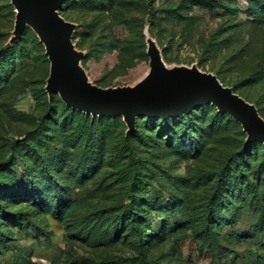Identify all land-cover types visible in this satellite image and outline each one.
Masks as SVG:
<instances>
[{"label": "rangeland", "instance_id": "1", "mask_svg": "<svg viewBox=\"0 0 264 264\" xmlns=\"http://www.w3.org/2000/svg\"><path fill=\"white\" fill-rule=\"evenodd\" d=\"M259 1L68 0L61 14L77 25L73 41L93 84L146 78L148 31L169 66L217 74L264 117V25L247 24L264 18ZM14 25L11 2L0 0V264H264L253 197L228 185L215 192L244 148L239 125L173 143L175 124L142 117L127 139L122 117H86L58 96L49 102L44 48L29 27L7 47ZM204 108L187 120L209 123L217 112ZM85 122L97 129L94 145L70 137ZM249 149L246 158L264 155L261 144Z\"/></svg>", "mask_w": 264, "mask_h": 264}, {"label": "water", "instance_id": "2", "mask_svg": "<svg viewBox=\"0 0 264 264\" xmlns=\"http://www.w3.org/2000/svg\"><path fill=\"white\" fill-rule=\"evenodd\" d=\"M66 0H10L15 25L9 43L21 39L31 28L45 48L50 63L46 93L94 118L122 117L127 134L136 130L138 117L167 120L183 118L194 110L212 105L238 122L247 135L246 144H264V118L257 107L224 86L214 73L198 67L169 66L157 41L145 32L149 74L132 87L102 88L91 82L82 67L85 53L73 38L77 25L61 14Z\"/></svg>", "mask_w": 264, "mask_h": 264}, {"label": "trees", "instance_id": "3", "mask_svg": "<svg viewBox=\"0 0 264 264\" xmlns=\"http://www.w3.org/2000/svg\"><path fill=\"white\" fill-rule=\"evenodd\" d=\"M68 1V0H66ZM65 1V2H66ZM10 2V0H9ZM64 2V3H65ZM12 6V4H11ZM64 6V4H63ZM62 6V8H63ZM255 6L258 7V11L260 10V12H263L264 11V2L263 1H259L257 2V5L255 4ZM13 10H14V7L12 6ZM62 8L60 9V14H61V10ZM256 7L253 6V10L254 12H256ZM15 13V12H14ZM257 15V14H256ZM62 16V14H61ZM63 17V16H62ZM256 20L254 19V21L251 23H247L249 25H258L260 26V24L264 25V18L263 16L260 17V16H256ZM64 18V17H63ZM65 20H67L66 18H64ZM68 21V20H67ZM70 22V21H69ZM75 24V23H74ZM14 31V30H13ZM26 31V30H25ZM24 31V32H25ZM34 32V31H33ZM13 33V32H12ZM24 34V33H23ZM35 34V32H34ZM36 36V34H35ZM12 35L10 36L9 40L11 39ZM37 37V36H36ZM152 37V35H151ZM23 38V35L21 37L20 40L18 41H15V42H12V43H9L7 45V47H10V46H13L15 44H20L21 43V40ZM153 38V37H152ZM37 39L39 40V38L37 37ZM146 39V38H145ZM156 40V39H155ZM7 41V42H8ZM157 41V40H156ZM40 42V40H39ZM41 43V42H40ZM158 43V42H157ZM42 44V43H41ZM75 44V43H74ZM159 45V44H158ZM43 46V44H42ZM77 47V45H76ZM160 47V46H159ZM44 48V46H43ZM78 49V47H77ZM2 50V49H1ZM79 50V49H78ZM44 51H45V48H44ZM48 59V58H47ZM215 74V73H214ZM219 80L221 81L220 77L215 74ZM49 78V75L48 77L46 78L45 80V87H46V82ZM222 82V81H221ZM223 83V82H222ZM224 84V83H223ZM224 86H226L224 84ZM232 88V87H231ZM234 91L236 92V89L233 88ZM44 91L46 93V90L44 88ZM237 93V92H236ZM47 94V93H46ZM238 94V93H237ZM48 96V95H47ZM58 96V95H53V97L49 99V102H52L53 99ZM59 97V96H58ZM244 98V97H243ZM60 99V97H59ZM245 99V98H244ZM61 100V99H60ZM247 100V99H245ZM248 101V100H247ZM61 102L63 103V101L61 100ZM249 102V101H248ZM251 103V102H250ZM64 104V103H63ZM253 104V103H252ZM65 105V104H64ZM258 111H259V114L261 115L260 113V110H259V107L254 104ZM66 106V105H65ZM68 109L74 111V112H77V113H80V114H83L85 115L86 117H92L90 115H87L85 113H82V112H79L77 110H74L72 108H69L68 106H66ZM205 107V108H204ZM208 107H213L217 113L213 114L211 116V121L207 124H202L201 122H197V121H189L187 120V117L189 119V116H191L193 113H195L197 110L199 109H206ZM262 116V115H261ZM263 117V116H262ZM93 118V117H92ZM118 118H121V117H118ZM139 118H142V117H138L137 118V123H136V130L130 134H127V131H128V128L126 126V138L128 139L130 136L134 135L137 131V124H138V119ZM144 118H147V117H144ZM264 118V117H263ZM94 119H109L107 117L105 118H100V117H96ZM148 120H152V121H163L165 123H168L169 126H171V124H175V125H172L173 126V129H172V133L173 135L169 136V138L172 139L173 143L175 142V140L177 139L178 142H182L186 135H189L191 134L192 132H198V133H201L204 132V133H207L208 131H211L214 130V128H219L221 130V132H226V131H232L234 132V128L236 126L240 127L243 131V128L242 126L236 122L232 117H230L229 115L227 114H222L220 113L214 106L212 105H205V106H202L196 110H194L193 112H191L189 115H185L183 118H169L167 120H162V119H150V118H147ZM180 120H184V123L180 122ZM172 121V122H171ZM177 122H180L182 123L180 126H178V124H176ZM82 126L86 127V129H76L73 131L72 135L70 136L71 138H73L74 140H76L77 143H82V145L84 143H87L88 145L90 144H93L94 145V142L97 141V138L95 137V132L97 131V129L95 127H92V126H95L94 124L90 123L89 122H85L82 124ZM177 126V127H175ZM175 127V128H174ZM237 127V128H238ZM236 133V131H235ZM243 133L245 134V132L243 131ZM246 139H247V135L245 134V140H244V148L241 147V150L239 151V156H236V155H233L232 157H230L231 159L229 160V162L222 168V170L220 171L221 173L225 172L224 173V177L220 180V182L218 183V185L216 186L215 188V192H222L225 190L226 186L228 185V187L231 189L232 192L234 193H237V192H240L241 195H243L244 198H251L253 197V201L256 203V206L258 208V212H259V215L261 217V219L263 220L264 218V165L262 164L263 161H264V155L263 156H259L257 154H252V156L250 158H246V155L251 153L250 152V149L249 147H253V145L255 144H261L264 146V144L262 143H259V142H255V143H252V144H246ZM88 142H87V141ZM125 142L127 143L128 141L125 140ZM77 152V150H76ZM245 158V159H244ZM97 159V158H96ZM234 165H238V167H240L239 169H241L240 172H234L232 171L233 170V166ZM246 166H248L247 168H245ZM245 168V169H244ZM236 171V170H235ZM218 198V197H217ZM217 200H220V199H217ZM177 203H178V199L177 197H174V200L173 202L169 203L171 209H173L174 207L176 208L177 207ZM150 213V212H149ZM216 216L218 215V213H216V210L215 209H212L211 212H208L207 213V216L209 217V220L213 218V216ZM149 214L148 213H144L141 218L143 219V221H145L147 218H148ZM124 218V216H123ZM261 220V221H262ZM256 227H261V226H256ZM264 227V226H262ZM146 235V234H145ZM142 239V238H141ZM222 249H226V248H222Z\"/></svg>", "mask_w": 264, "mask_h": 264}]
</instances>
